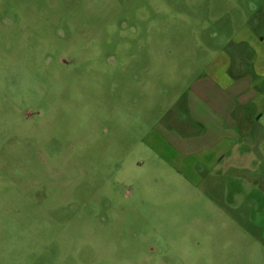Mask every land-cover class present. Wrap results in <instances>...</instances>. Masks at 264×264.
<instances>
[{"label":"rangeland","instance_id":"374dc122","mask_svg":"<svg viewBox=\"0 0 264 264\" xmlns=\"http://www.w3.org/2000/svg\"><path fill=\"white\" fill-rule=\"evenodd\" d=\"M240 48L264 96V0H0V264H264V113L175 137Z\"/></svg>","mask_w":264,"mask_h":264},{"label":"crops","instance_id":"0c3cea01","mask_svg":"<svg viewBox=\"0 0 264 264\" xmlns=\"http://www.w3.org/2000/svg\"><path fill=\"white\" fill-rule=\"evenodd\" d=\"M258 23V20L255 21V24ZM241 43L242 42L239 41L236 45L243 47ZM225 56L227 63L224 64L225 69L223 70L222 76L228 79V84L230 86L249 90V94L246 95V93H244L246 92L245 90L241 92L238 97H227V95H225L226 86L218 83L220 81L209 82L207 79V86H212L213 89L220 90L225 95V98H219L218 100L208 97L198 99L199 101L201 100L199 103L206 105V110L198 111L196 114L193 113L191 120L196 123L200 130L191 134H177L175 132L176 139L180 143H185L186 147H189L185 148L188 152L182 155L192 157L196 154L206 152V154L214 156V161L217 164H220L223 159L226 158L230 151L228 149H231V146L228 144L229 146L227 149H217L216 151V147L226 139L232 140L239 135L243 136L244 139L247 137V140L251 141V143H255L259 132L263 131V128L259 127L258 123L264 113V96H262L263 94L258 95L257 92H254V89H256L254 78L257 82H260V79L263 77L262 73L259 72L255 66L248 72L242 70L244 64L249 62V59L242 53L241 48L238 51L234 49L233 52H226V54H224V57ZM235 60H237L238 63ZM235 64L238 65L240 71L237 70V72H233L232 70L231 72ZM250 92L254 95L250 94ZM223 104L224 106L220 108ZM211 128L216 131V135L214 133H209ZM208 134H214V140L209 145L205 142L206 138L210 136ZM193 144L196 145L192 146ZM195 146L197 148H195ZM192 148L195 149L192 150Z\"/></svg>","mask_w":264,"mask_h":264}]
</instances>
